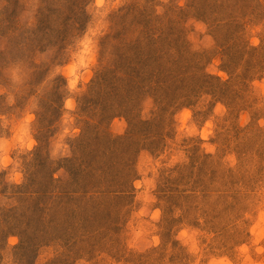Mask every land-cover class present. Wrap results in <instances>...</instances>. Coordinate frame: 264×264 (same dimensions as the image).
<instances>
[{"label": "rangeland", "instance_id": "obj_1", "mask_svg": "<svg viewBox=\"0 0 264 264\" xmlns=\"http://www.w3.org/2000/svg\"><path fill=\"white\" fill-rule=\"evenodd\" d=\"M0 264H264V0H0Z\"/></svg>", "mask_w": 264, "mask_h": 264}, {"label": "clouds", "instance_id": "obj_2", "mask_svg": "<svg viewBox=\"0 0 264 264\" xmlns=\"http://www.w3.org/2000/svg\"><path fill=\"white\" fill-rule=\"evenodd\" d=\"M13 179H14L16 182H20L21 177H20L19 174H16V175L13 177Z\"/></svg>", "mask_w": 264, "mask_h": 264}]
</instances>
